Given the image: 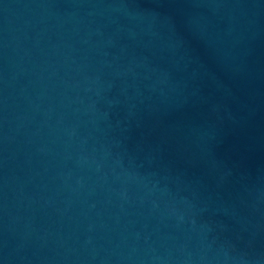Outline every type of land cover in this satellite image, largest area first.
I'll use <instances>...</instances> for the list:
<instances>
[{
	"label": "water",
	"instance_id": "95a60500",
	"mask_svg": "<svg viewBox=\"0 0 264 264\" xmlns=\"http://www.w3.org/2000/svg\"><path fill=\"white\" fill-rule=\"evenodd\" d=\"M0 264H264V0H0Z\"/></svg>",
	"mask_w": 264,
	"mask_h": 264
}]
</instances>
